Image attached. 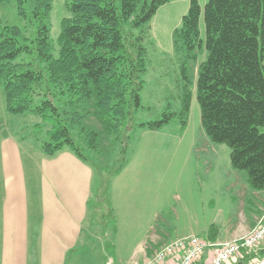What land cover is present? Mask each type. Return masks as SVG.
<instances>
[{"label": "trees", "instance_id": "trees-1", "mask_svg": "<svg viewBox=\"0 0 264 264\" xmlns=\"http://www.w3.org/2000/svg\"><path fill=\"white\" fill-rule=\"evenodd\" d=\"M169 1L65 0L69 14L56 41L54 0H17L20 14L38 22L33 37L0 17L5 107L37 118L35 139L45 154L70 149L92 167L101 186L89 202L94 212L95 201L108 202L113 179L130 163L142 129L158 131L176 120L183 129L188 125L190 63L200 54L205 59L197 68L196 95L203 129L232 149V166L247 171L251 187L264 190V0H209L204 9L190 0L173 32V55L162 60L170 84L159 78L147 84L150 23ZM31 54L36 63L24 59ZM151 86L155 103L145 104ZM109 211L113 218V207ZM208 231L206 238L218 239L217 226Z\"/></svg>", "mask_w": 264, "mask_h": 264}, {"label": "rangeland", "instance_id": "rangeland-1", "mask_svg": "<svg viewBox=\"0 0 264 264\" xmlns=\"http://www.w3.org/2000/svg\"><path fill=\"white\" fill-rule=\"evenodd\" d=\"M208 1L199 0L202 9ZM189 7L190 0H171L153 16L147 84H154L157 78L170 84L162 74V60L165 54L173 55V32L182 25ZM68 14L65 0H54L53 41L60 34L62 18ZM0 17L20 27L28 37L38 30L35 18L20 14L17 0H0ZM201 32L204 39L203 19ZM24 59L37 62L35 54ZM204 59L200 54L197 62L190 63L194 82L188 125L183 129L176 120L158 131H140L130 163L112 182L117 183V201L113 204L111 194L108 202L95 201L98 209L91 211L93 217L88 220L89 226L96 228L94 241L89 239L73 251L66 264H106L109 257L116 264H132L141 259L143 249L154 252L179 237H206L213 225L219 228L220 239H231L234 234L245 235L246 227L258 223L264 214V190L251 187L247 171L232 166V149L213 142L202 126L196 82L197 68ZM166 65L172 66L170 62ZM152 87L144 93L145 104L155 103L150 95ZM3 98L0 85V134L12 130L25 141L28 151L36 147L37 118L9 113ZM97 180L96 193L101 190ZM109 207H113V218Z\"/></svg>", "mask_w": 264, "mask_h": 264}, {"label": "crops", "instance_id": "crops-1", "mask_svg": "<svg viewBox=\"0 0 264 264\" xmlns=\"http://www.w3.org/2000/svg\"><path fill=\"white\" fill-rule=\"evenodd\" d=\"M7 130L0 134V264H66L96 235L88 220L98 176L70 149L50 156L36 143L28 151L25 141ZM116 193L114 182L113 204ZM260 248L264 252V242ZM154 252L143 249L136 264H147Z\"/></svg>", "mask_w": 264, "mask_h": 264}, {"label": "built area", "instance_id": "built-area-1", "mask_svg": "<svg viewBox=\"0 0 264 264\" xmlns=\"http://www.w3.org/2000/svg\"><path fill=\"white\" fill-rule=\"evenodd\" d=\"M263 242L264 214L252 230L234 239L211 241L198 235L175 239L156 250L147 264H195L204 258L206 264H264ZM248 254L252 258L243 259ZM106 264L114 262L109 259Z\"/></svg>", "mask_w": 264, "mask_h": 264}]
</instances>
